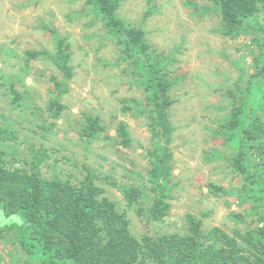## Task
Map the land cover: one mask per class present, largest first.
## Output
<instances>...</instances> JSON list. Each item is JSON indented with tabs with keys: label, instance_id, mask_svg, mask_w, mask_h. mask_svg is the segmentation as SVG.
<instances>
[{
	"label": "rangeland",
	"instance_id": "rangeland-1",
	"mask_svg": "<svg viewBox=\"0 0 264 264\" xmlns=\"http://www.w3.org/2000/svg\"><path fill=\"white\" fill-rule=\"evenodd\" d=\"M154 5L158 10L146 17L147 0H121L119 13L127 23L147 31L159 60H173L169 77L175 85L166 115L167 134L146 111L148 91L140 84L139 69L123 59L116 40L106 38L104 23L86 8L87 0H0V125L12 136L0 142V148L10 164L19 167H30L32 150L46 149L41 170L48 178L77 182L92 171L105 195L126 211L139 240L162 232H186L190 213H208L204 223L208 231L220 227L228 233L246 232L261 223L260 212L249 215L250 202H242L237 193H212L208 184L231 190L247 184L248 175L234 170L227 140L216 130L231 110L230 89L239 93L259 71L255 61L261 45L253 40L254 29L238 37L225 34L214 0H154ZM44 24L71 44L74 71L69 79L44 54L56 53L55 37ZM29 51L42 55L29 59ZM53 76L67 82L61 91ZM13 89L23 95L19 104L12 100ZM54 99L65 105L57 115L50 108ZM87 116H100L105 126L91 142L82 134ZM121 121L127 122L131 134L128 146L117 132ZM260 141L264 151V138ZM159 143L171 155L170 183L175 187L171 212L164 220L153 221L145 197L143 210L128 207L126 190L139 186L155 194L149 151ZM249 153L255 166L264 162L256 147H249ZM236 213L246 215V222L236 223L231 217ZM4 222L0 212V223ZM17 222L0 231V264L32 261L22 250L18 226L22 221Z\"/></svg>",
	"mask_w": 264,
	"mask_h": 264
},
{
	"label": "trees",
	"instance_id": "trees-1",
	"mask_svg": "<svg viewBox=\"0 0 264 264\" xmlns=\"http://www.w3.org/2000/svg\"><path fill=\"white\" fill-rule=\"evenodd\" d=\"M121 0H87V9L100 19L106 28L107 37L116 40L123 51V59L131 61L140 73V84L147 93L146 111L158 124L169 131L167 111L173 104L170 94L175 81L169 77L172 58L155 56L147 31L133 26L120 15ZM223 21L225 34L238 37L250 34L254 29V42L261 45L255 61L259 71L252 74L249 84L239 93L230 89L228 102L231 108L221 128L227 140V149L235 171L248 175L245 188L228 189L216 182L208 184L212 193L226 195L237 193L242 202H250L249 215L260 212L257 227L246 232H226L220 227L211 231L204 228L205 217L187 215L186 232H162L144 236L139 240L130 228V219L115 201L105 195L96 184L95 174L88 173L74 182L72 178L45 177L41 165L46 158V149L32 150L30 167L10 164L4 149L0 148V212L7 222L0 223V231L15 226L18 220L22 250L36 264H264V162L255 166L250 160L249 147H256L264 157V0H214ZM146 17L158 10L154 0H147ZM56 40V53L45 50L66 78L73 76L71 44L67 37L60 36L56 28L44 24ZM28 58L39 57V52H27ZM244 73V72H243ZM242 73V74H243ZM56 87L62 89L67 82L52 77ZM60 89V91H61ZM63 92V90H62ZM61 93V92H59ZM23 95L12 90V100L19 104ZM50 108L59 114L65 105L52 100ZM143 112V111H142ZM128 124L121 121L117 132L124 145L131 143ZM105 130L100 116H87L82 129L83 137L93 141ZM12 139L0 125V142ZM259 141V142H258ZM217 155H222L216 149ZM152 157L150 181L154 195L143 187L126 190L128 207L139 206L145 197L146 209L153 221H162L171 212L172 167L170 153L165 144H158ZM13 163V162H12ZM236 223L246 222L244 214H232ZM32 261L27 264H33Z\"/></svg>",
	"mask_w": 264,
	"mask_h": 264
}]
</instances>
